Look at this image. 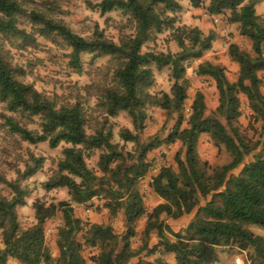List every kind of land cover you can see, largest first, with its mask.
I'll use <instances>...</instances> for the list:
<instances>
[{
    "label": "trees",
    "instance_id": "16d2710c",
    "mask_svg": "<svg viewBox=\"0 0 264 264\" xmlns=\"http://www.w3.org/2000/svg\"><path fill=\"white\" fill-rule=\"evenodd\" d=\"M260 0H206L202 3L207 15H225L228 24H235L238 34L249 41L250 51L237 43H229L227 54L238 66L237 76L230 81L225 68L202 60L196 74L214 84L217 105L207 113L203 93L197 90L186 117L188 99L185 78L191 59H201L211 48L213 32L203 33L197 26H175L173 12L177 0H100L95 8L100 15L118 11L127 17L130 33H120L115 42L102 30L94 28L89 37L73 32L62 20L52 19L31 10L27 16L39 36L55 35L68 48V64L81 69V55L91 60L108 57V73L101 81L84 87L94 92V109L103 114L92 133H86L87 113L82 102L63 103L45 96L30 84L16 77V69L3 57L0 42V101L15 116L0 113L3 125L12 134L29 144L46 142L50 148L63 143L56 170L41 186L45 190L66 188L70 200L85 203L101 196L109 216L119 217L122 230L111 224L84 223L73 215L67 201L32 203L35 222L22 228L16 207L25 204L29 190L18 179H0L10 189V197L0 194V264H215L218 249L227 247L245 253L244 264H264V235L254 234L249 225L264 230V95L261 91L264 73V15L256 14ZM193 7L200 0H190ZM24 12L18 0H0V36L29 39L18 29ZM179 48L175 53L142 51L159 34ZM35 34V29H34ZM169 69L168 92L150 93L154 70ZM109 75V76H107ZM109 77V79L107 78ZM244 98L249 118L259 123L257 139L251 141L239 126L240 103ZM152 106L174 116L169 132L163 137L142 139L140 132ZM125 112L131 118L133 132L122 128L118 136L122 144L112 142L108 118ZM24 118L37 128H29ZM207 135L211 143L223 147L230 161L212 166L200 158L198 141ZM179 143L174 154L176 167L161 166L149 181L150 191L158 203L146 210L140 181L150 170L147 154L163 144ZM127 143L132 149L125 148ZM256 148L260 154L245 163L236 176L230 172L246 161ZM100 150L96 170L86 165V155ZM42 157L31 153L18 177L25 179L36 173ZM204 202L201 205V202ZM193 213L183 229L174 231L165 219H178ZM61 215L62 226L55 238L57 255L53 256L44 239V224ZM145 216L141 245L132 247L136 223ZM154 234L155 242L150 244ZM89 250L88 257L85 251ZM157 254V255H156ZM171 255L173 263L163 259ZM147 256H153L148 258Z\"/></svg>",
    "mask_w": 264,
    "mask_h": 264
},
{
    "label": "rangeland",
    "instance_id": "374dc122",
    "mask_svg": "<svg viewBox=\"0 0 264 264\" xmlns=\"http://www.w3.org/2000/svg\"><path fill=\"white\" fill-rule=\"evenodd\" d=\"M24 9V12L18 19L17 27L24 31L29 39H21L18 36H0L2 44V54L6 62L16 69V77L23 83L32 85L38 92L45 96L56 97L63 103L74 102L79 99L87 113L86 133L90 134L97 121L103 119V114L94 109L96 96L94 92L87 94L85 86L101 81L108 66V57H102L91 60L89 54L81 55L80 71L73 70L68 64L69 48L55 35L39 36L36 32V26L33 27L27 14L31 10L44 13L46 16L62 20L73 32L83 37H89L94 28L102 30L104 35L117 41L120 33H130L127 23V17L121 12L113 11L100 15L95 5L100 0H18ZM179 8L173 12L175 17V26H193L197 23L198 28L203 33L213 32L216 47L212 51H205L201 59H191L186 62L187 69L185 78L189 87L187 90L188 99L184 105V114H189L190 104L194 93L200 90L204 96L207 113L214 110L217 105V93L211 79L196 74L198 63L205 59V56H211V62L217 63L225 68L226 76L233 81L237 76L238 66L232 62L227 54L229 43H237L242 49L250 51V43L238 34V28L235 24H228L225 15H207L203 4L206 0H200V5L193 7L190 0H177ZM256 14L264 15V0H260L255 5ZM35 29V34H34ZM152 50L155 52L175 53L179 50L176 43L169 38V32L164 31L159 34L154 42L145 44L142 51ZM109 76V75H107ZM263 80L261 91L264 95V73H260ZM109 79V77H107ZM153 83L149 88L150 93L157 94L159 91L168 92L171 81L169 79V69L167 67L157 71L154 70ZM241 116L239 126L243 134L251 141L257 139L259 123H253L249 118V110L245 99L241 98L240 103ZM0 113L7 116H15L8 112L5 103L0 101ZM147 118L144 122L140 136L142 139L157 136L163 138L170 130L174 116L167 115L163 110L149 106L146 108ZM20 121L27 122L26 119L16 116ZM28 123V122H27ZM108 123L112 129V142L122 144L118 132L122 128H128L132 132L133 127L131 118L125 112H120L116 117L108 118ZM29 128H37L35 123H28ZM66 146L61 143L55 148H50L46 142L29 144L20 139L19 136L12 134L3 125L0 118V179L11 180L18 179L21 185L28 188L29 193L25 197V204L16 207L17 220L22 228H27L34 224V212L32 203L38 199L45 203H57L58 201H67L72 207L73 215L84 223H103L111 224L117 232L122 230V222L119 217L109 216L108 210L103 207V198L94 197L85 203H76L70 200L66 188H56L45 190L41 184L57 168V162L61 158V150ZM132 144L127 143L125 148L132 149ZM179 149V143L163 144L147 154V162L150 164L149 173L140 181L139 188L143 195L144 206L150 210L155 206L159 199L149 189V181L146 176L154 174L161 166L176 167L174 154ZM100 150H93L86 155V165L96 170V162ZM35 157H42L41 168L32 176L22 179L18 177L17 171H22L24 162L29 158V154ZM198 153L201 159L207 161L212 166L223 165L230 161V155L223 147L214 146L207 135H201L198 141ZM260 154V148H256L246 161L230 172V176H236L240 173L243 165L254 156ZM264 158V155H262ZM0 194L10 197L11 191L7 185L0 180ZM204 202H201V205ZM88 210V212H87ZM193 213L184 215L178 219H165L168 225L178 231L184 228ZM145 216H143L135 225L137 234L131 240L132 247L141 245L142 229ZM61 215L57 214L54 218L48 219L44 224V239L50 253L57 255L55 238L58 229L62 226ZM249 230L254 234L264 235V230L256 225H249ZM155 236H150L149 242H155ZM1 239H0V247ZM89 250L85 251L88 257ZM157 255V254H156ZM219 260L215 264H244L245 253L236 249L227 247L218 249ZM152 258L153 256H147ZM163 259L173 263L171 255H164ZM10 264H16L10 262ZM88 264H92L88 261Z\"/></svg>",
    "mask_w": 264,
    "mask_h": 264
},
{
    "label": "crops",
    "instance_id": "0c3cea01",
    "mask_svg": "<svg viewBox=\"0 0 264 264\" xmlns=\"http://www.w3.org/2000/svg\"><path fill=\"white\" fill-rule=\"evenodd\" d=\"M195 25H197V23H194V22H193V26H195ZM197 26H198V25H197ZM218 39H219V38L217 37V38H216V41H213V42H212V44H211V48H210L208 51H212V50L215 49V47H216L215 44H216V42H217ZM205 59L210 61V60H211V56H210V55H207V56H205ZM216 64H217V63H216ZM152 175H153V174H149V175H147V176H146V179H147L148 181H150Z\"/></svg>",
    "mask_w": 264,
    "mask_h": 264
},
{
    "label": "built area",
    "instance_id": "2783aa9c",
    "mask_svg": "<svg viewBox=\"0 0 264 264\" xmlns=\"http://www.w3.org/2000/svg\"><path fill=\"white\" fill-rule=\"evenodd\" d=\"M87 212H88V210H87Z\"/></svg>",
    "mask_w": 264,
    "mask_h": 264
}]
</instances>
